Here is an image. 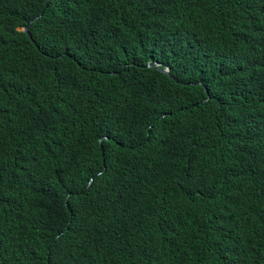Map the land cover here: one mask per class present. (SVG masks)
<instances>
[{"label":"trees","instance_id":"1","mask_svg":"<svg viewBox=\"0 0 264 264\" xmlns=\"http://www.w3.org/2000/svg\"><path fill=\"white\" fill-rule=\"evenodd\" d=\"M45 3L0 0V264H264V0Z\"/></svg>","mask_w":264,"mask_h":264},{"label":"water","instance_id":"2","mask_svg":"<svg viewBox=\"0 0 264 264\" xmlns=\"http://www.w3.org/2000/svg\"><path fill=\"white\" fill-rule=\"evenodd\" d=\"M50 1H51V0H46V3H45V6H46V7L48 6V4H50ZM37 18H38V17L33 18L31 21L28 22V24H27L26 26L22 27L20 30H21L22 32L26 33V34H29L28 25H30V24H31L33 21H35ZM148 66H149V67H152V68H156V69H158V70L161 71L162 73H164V74L168 75L170 78H172L175 82L180 83V81H179L178 79H176V78L172 75L171 71H170L168 68H163L159 63H157V64H153V65L148 64L146 67H148ZM89 187H90V185L88 186V189H89Z\"/></svg>","mask_w":264,"mask_h":264},{"label":"clouds","instance_id":"3","mask_svg":"<svg viewBox=\"0 0 264 264\" xmlns=\"http://www.w3.org/2000/svg\"><path fill=\"white\" fill-rule=\"evenodd\" d=\"M157 64V63H156ZM161 65V64H160Z\"/></svg>","mask_w":264,"mask_h":264}]
</instances>
